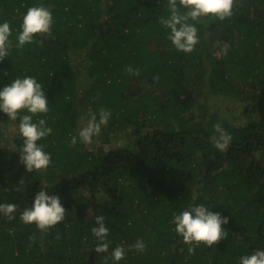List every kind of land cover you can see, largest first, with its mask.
I'll return each instance as SVG.
<instances>
[{"label":"trees","instance_id":"obj_1","mask_svg":"<svg viewBox=\"0 0 264 264\" xmlns=\"http://www.w3.org/2000/svg\"><path fill=\"white\" fill-rule=\"evenodd\" d=\"M40 3L53 12L51 32L12 48L0 87L25 75L44 85L49 111L33 119L52 129L38 141L51 163H22L25 177L11 180L0 160V204L17 205L0 211V264H238L264 248V0H233L222 20H189L199 35L191 52L177 50L161 22L169 0H0L13 41ZM222 96L239 103L236 124L213 111L210 99ZM89 116L129 131L131 144L84 148L78 128ZM217 124L231 136L224 150ZM17 131L8 140L20 151ZM41 189L65 206L64 219L44 229L21 220ZM200 203L229 217L227 237L211 246L175 231L174 214Z\"/></svg>","mask_w":264,"mask_h":264},{"label":"clouds","instance_id":"obj_2","mask_svg":"<svg viewBox=\"0 0 264 264\" xmlns=\"http://www.w3.org/2000/svg\"><path fill=\"white\" fill-rule=\"evenodd\" d=\"M169 7L170 16L161 20L162 24L170 29L168 38L177 50L191 52L199 41V35L196 24L189 23V20L196 21L208 14H213L221 20L229 17L232 15L233 0H179V4L177 0H169ZM53 23V12L43 3L27 8L15 41L11 39L12 28L9 22L6 20L0 22V61L10 56L13 47L22 48L33 42L34 34L51 32ZM128 70L132 71L130 67ZM18 110L25 111L21 114ZM0 111L12 119L19 117L18 130L22 138L19 151L21 162L28 170L47 168L51 163V153L45 151L44 145L38 141L48 136L52 129L44 118L33 119L34 115L49 111V99L44 85L31 75L18 76L10 83L4 84L0 87ZM100 123L106 124L107 117L102 115ZM100 123L95 122L93 118L87 127L81 129L80 138L84 142H90L93 135L99 133ZM215 127L219 133L215 141L216 147L224 150L231 136L219 124ZM72 143H76V137H73ZM16 207L14 203L0 204V211L12 214ZM64 214L65 206L60 196L49 193L47 189H41L34 194L31 206L22 211L21 220L24 223L35 222L44 229L63 220ZM97 219L102 220V217ZM228 221L229 217L223 215L221 211H213L203 203L193 204L173 216L175 231L183 237L184 242L193 244L203 241L209 246L227 237L222 225ZM136 246L141 249L144 247L142 243ZM123 256L122 247L113 250L112 258L115 261H119ZM238 264H264V248H257L241 255Z\"/></svg>","mask_w":264,"mask_h":264},{"label":"rangeland","instance_id":"obj_3","mask_svg":"<svg viewBox=\"0 0 264 264\" xmlns=\"http://www.w3.org/2000/svg\"><path fill=\"white\" fill-rule=\"evenodd\" d=\"M210 104L213 111L217 110L220 115L228 120L232 121L234 124L238 122L240 116V105L229 97H214L210 99ZM93 121V116L83 118L80 121L79 133L81 129L88 126L89 122ZM17 126L12 119L3 120L0 122V140L4 143V150H0V160L6 162L5 166H8L7 176L11 180L17 178L25 177V170L22 167V162L20 159V153L17 144L14 141H9L8 138L15 134L17 131ZM129 131L126 130H116L111 132L110 129L106 127H100L98 134L93 135L90 142H84L81 139V143L84 148L89 150H94V148L100 147L105 144L108 140L111 141L107 144V147H117V146H128L130 141L127 138ZM14 167H10V164ZM100 199L104 200V196L100 194Z\"/></svg>","mask_w":264,"mask_h":264}]
</instances>
